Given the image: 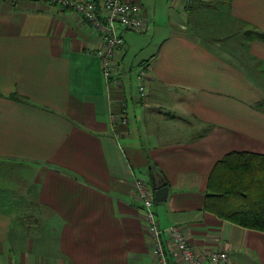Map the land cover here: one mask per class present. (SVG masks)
Returning <instances> with one entry per match:
<instances>
[{
	"label": "crops",
	"instance_id": "crops-1",
	"mask_svg": "<svg viewBox=\"0 0 264 264\" xmlns=\"http://www.w3.org/2000/svg\"><path fill=\"white\" fill-rule=\"evenodd\" d=\"M128 1L144 23L122 32L113 82L96 52L101 37L82 14L47 0H0V160L22 163L27 179L25 200L0 195V264H160L136 178L154 200V186L169 187L154 204L160 226H179L201 261L224 250L233 262L264 264V231L205 208L211 171L226 153H264L256 81H264V41L243 35L244 22L264 31V0H219L216 24L241 33L242 65L211 47L213 32L194 30L198 6ZM142 68L162 111L190 112L209 129L179 119L155 126V111L139 99ZM4 173L10 184L18 179L12 168ZM164 245L170 264H187L168 233Z\"/></svg>",
	"mask_w": 264,
	"mask_h": 264
},
{
	"label": "built area",
	"instance_id": "built-area-1",
	"mask_svg": "<svg viewBox=\"0 0 264 264\" xmlns=\"http://www.w3.org/2000/svg\"><path fill=\"white\" fill-rule=\"evenodd\" d=\"M49 2L61 8H71L82 14L98 31L102 43L96 52L102 59L106 79L119 82L120 72L113 61L125 47L122 32L124 30L137 31L143 26L144 20L140 5L128 0H50ZM192 3L193 0H184L183 9L188 12ZM146 74L147 70L142 68L137 75L138 90L142 96L147 93ZM136 185L160 264H170L164 245V235L167 233L175 242L187 264H234L231 253L224 250L213 252L207 263L201 261L179 226L171 225L167 228L160 226L154 207L155 200L146 182L141 178H136Z\"/></svg>",
	"mask_w": 264,
	"mask_h": 264
},
{
	"label": "trees",
	"instance_id": "trees-1",
	"mask_svg": "<svg viewBox=\"0 0 264 264\" xmlns=\"http://www.w3.org/2000/svg\"><path fill=\"white\" fill-rule=\"evenodd\" d=\"M243 26L244 40L264 41V31L248 22ZM257 109L264 112V101ZM205 208L228 221L264 231V153H226L211 171Z\"/></svg>",
	"mask_w": 264,
	"mask_h": 264
},
{
	"label": "rangeland",
	"instance_id": "rangeland-1",
	"mask_svg": "<svg viewBox=\"0 0 264 264\" xmlns=\"http://www.w3.org/2000/svg\"><path fill=\"white\" fill-rule=\"evenodd\" d=\"M208 1L209 0H207V2ZM192 4H193V6L194 5L196 7L198 6L199 9H197V12L200 15V16L197 15L196 17L194 16V18L192 19V21L195 22V26L193 27L194 30L201 33L202 35L201 34L200 35L202 36V38H204V36H205L204 33L208 32V31L213 32V34L215 36H211L209 38L207 37V42L211 44V47L214 50L221 52L230 61L242 65V63L240 61L241 59H238L239 57L237 56L238 55L237 52H239V46H238L237 42H239V41L242 42V40H243V38L241 37V33H240V35H238L239 34L238 31L237 32L236 31L231 32L234 30H230L229 26H227L226 24L222 25V28H219V24H216V20L221 19V15H220V12H218V10H219L222 3L219 0H213V2L210 5H207L206 3L195 4V0H193ZM190 11L192 12V8L190 10H188V12H190ZM197 23H199V24H197ZM235 33H237V34H235ZM256 79H257L256 81H258V83L260 85L264 86V81H262L261 78H256ZM154 93L155 92L147 90V93L143 96L140 95L139 99L141 100L140 103L142 104V106H144V108L148 109L149 111H151V110L155 111V113L153 112V114H152V116H154V114L157 115V118H158L157 124H155V126L156 125L158 126L159 123L163 124V122L165 120L172 121V120L179 119L180 121H178L177 124L184 125V126L192 125V124H194V125L200 124V130L209 129L208 123L202 124V122L199 119H197L196 117H194L190 112L184 113V114H182V117H179L175 111H170V112L162 111L163 107H161L160 103L155 102V100L152 99V98H154L153 97ZM167 102L170 103L171 99L168 100ZM159 114H161V115H159ZM162 114L163 115L166 114L167 118H165ZM175 117H177V118H175ZM120 119H121V121L124 120V122H126L128 120L127 116L125 114V110L122 113V115L120 116ZM151 131H152L151 129H148V132H151ZM11 168L15 174L16 173L18 174V179H17V177H13L12 180L14 183H12V184H10L9 175L7 176L4 173V172L9 173ZM25 171L26 170L24 168V165H22V163H16V162L10 163V162L5 161V160H0V195L2 194L1 196L3 198L8 199V198H10L11 195H13L15 198H18V199L20 198V200L21 199L25 200L24 199L25 196H22L25 193L24 189H25V186L27 183L26 182L27 179H25V176H24ZM14 178H16L17 182H15ZM12 187H13V189H12ZM234 264H239V261L236 260L235 256H234Z\"/></svg>",
	"mask_w": 264,
	"mask_h": 264
},
{
	"label": "water",
	"instance_id": "water-1",
	"mask_svg": "<svg viewBox=\"0 0 264 264\" xmlns=\"http://www.w3.org/2000/svg\"><path fill=\"white\" fill-rule=\"evenodd\" d=\"M154 195L157 202L166 200L169 196V187L164 185L160 187L154 186Z\"/></svg>",
	"mask_w": 264,
	"mask_h": 264
}]
</instances>
